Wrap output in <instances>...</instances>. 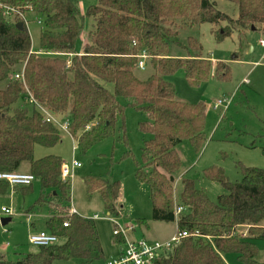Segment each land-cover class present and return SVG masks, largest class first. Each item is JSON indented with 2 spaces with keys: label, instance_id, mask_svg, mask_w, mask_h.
<instances>
[{
  "label": "trees",
  "instance_id": "16d2710c",
  "mask_svg": "<svg viewBox=\"0 0 264 264\" xmlns=\"http://www.w3.org/2000/svg\"><path fill=\"white\" fill-rule=\"evenodd\" d=\"M0 1L24 14L33 13L41 25L39 46L33 48L28 24L20 16L7 17L0 6V84H4L0 87V173L19 171L28 163V172L42 185L37 204H48L52 212L47 229L64 240L40 247L14 264H52L73 258L92 262L104 257L95 222L70 214L71 185L62 176V157L35 158L37 145L53 147L61 141V129L45 121L41 110L27 101V90L56 117L71 119V134L83 152L114 134L127 105L146 113L139 130L148 138L141 161L136 162V178L149 186L152 219L177 221L178 232L184 234L170 256L160 257L155 264H227V253H235L244 264H264L258 260L256 243L264 240V168L239 163L242 178L235 181L219 166L205 168L202 177L221 184L225 192L213 201L195 179L182 178L176 199V176L182 166L176 145L189 140L200 150L206 141L207 113L202 101L178 100L174 84L166 79L183 71L191 86H199L212 68V61L201 54L172 55L173 43L185 47L177 41L179 28L225 23L212 29L218 41L252 26L264 32V0H230L238 7L236 19L219 10L216 0H99L85 14L77 0ZM86 18L91 27L80 53L76 47ZM189 43L201 52L197 39L190 37ZM143 48L150 55L147 66L154 69L147 79L136 73ZM229 71L224 62L215 65L219 78H227ZM18 72L24 73L25 82L14 78ZM85 183L90 194H101L110 214H121L119 180L88 177ZM9 187L0 180V193ZM176 206L184 210L176 214ZM137 222L148 226L144 219ZM242 226L247 228L246 236L239 233ZM116 241L124 238L118 236ZM0 264L10 263L1 259Z\"/></svg>",
  "mask_w": 264,
  "mask_h": 264
},
{
  "label": "rangeland",
  "instance_id": "374dc122",
  "mask_svg": "<svg viewBox=\"0 0 264 264\" xmlns=\"http://www.w3.org/2000/svg\"><path fill=\"white\" fill-rule=\"evenodd\" d=\"M83 14L90 5L99 0H77ZM219 10L236 19L239 15L238 7L230 0H216ZM28 29L32 38L33 48H38L41 25L33 13L25 14ZM225 23L214 26L201 23L179 28L177 41L185 47L171 45L174 57L186 58L190 55L202 57L212 61L209 77L199 86H191L185 78L184 72L179 71L166 79L176 88V98L180 101L206 104V141L200 150H196L189 140H183L176 145L182 159V166L177 173L175 182V196L179 200L181 179L193 178L197 187L204 190L215 201L225 192L221 184L202 177L203 169L219 166L224 169L231 180L242 178L239 163L251 167L264 168V47L259 44L264 39L263 30L247 28L235 30L230 36L218 41L213 28H221ZM91 20L86 18L83 34L88 33ZM198 40L202 46L199 53L197 47L191 46L189 38ZM81 40L76 49L83 46ZM191 48V49H190ZM224 62L230 68L227 78L215 75V65ZM154 71L152 67L146 70L138 69L137 75L147 79ZM1 83L0 87L3 88ZM224 97L232 98L227 109L214 108L215 102ZM26 101V100H25ZM127 104L126 101H124ZM147 118L144 111L126 106L124 115L119 116L116 129L112 136L100 141L83 152L78 138L60 130L61 141L53 147L37 145L35 158L45 155H59L67 164L72 175L64 178L71 185V209L95 222L104 257L100 260L88 262L83 259L55 260L52 264H106L118 256L124 248V243L116 242L113 220L122 226L135 225L129 237L134 241L148 240L167 241L176 235L177 225L171 222H160L152 219L153 205L150 199L149 186L136 178V162L141 161L142 147L148 136L139 130V123ZM125 124V130L122 128ZM126 134V135H125ZM131 151L130 155L126 152ZM80 162V166L73 168V160ZM28 163H24L19 171H28ZM88 177L108 178L110 181L119 180L122 192L119 199L121 214H110L99 192L90 194L85 179ZM42 190L41 181L36 177L28 187L10 186L6 193H0V213L2 207L10 209L11 216H0V260L14 264L24 255L37 252L40 247L30 243L32 233L46 230L47 218L52 214L46 204H36ZM32 208L30 213L28 209ZM101 216L95 218L94 216ZM10 217L11 221L3 225L1 218ZM139 219L149 224L137 225ZM64 240L61 239L60 243ZM260 258L264 260V247Z\"/></svg>",
  "mask_w": 264,
  "mask_h": 264
},
{
  "label": "built area",
  "instance_id": "2783aa9c",
  "mask_svg": "<svg viewBox=\"0 0 264 264\" xmlns=\"http://www.w3.org/2000/svg\"><path fill=\"white\" fill-rule=\"evenodd\" d=\"M0 6L4 7L5 15H7V17L12 18L15 16H20L28 24L25 14L18 9L4 5L1 1ZM259 44L264 47L263 38L259 40ZM137 57L138 68L145 70L147 67V60L150 57L147 49L143 48ZM14 78L25 82V76L23 72L16 73ZM26 99L30 104H35L41 110L45 121L55 124L62 131L67 132L76 139V137L71 134V119L68 117H64L62 119L56 117L50 110L41 106L29 90H27ZM231 100L232 98L229 97L220 98L215 102L214 108L219 109L223 107L227 109L231 103ZM78 166H80V162L74 159L72 167L75 168ZM71 175L72 173L70 167L67 164H64L62 166V176L67 178ZM35 179L36 176L31 172L14 171L0 173V180L8 182L12 186H30L33 184ZM183 210L184 208L182 206H176V214H180ZM2 211L6 215L12 214L10 209L6 207H3ZM71 213H76V210L73 208ZM94 217L99 218L101 216L95 215ZM113 222L116 226L114 229V234L124 238V248H122L118 256L109 260L106 264H155V262L160 257L170 256L171 252L179 244L181 238L184 236V234L178 232L170 240L164 242L155 241L151 243L146 239L142 241H134L129 237V232L134 228L132 225L122 226L115 220H113ZM65 225H67V223H65ZM246 234L247 233H243L242 236H246ZM29 240L34 246L47 247L59 243L60 237L50 231L40 230L32 233L29 237Z\"/></svg>",
  "mask_w": 264,
  "mask_h": 264
},
{
  "label": "crops",
  "instance_id": "0c3cea01",
  "mask_svg": "<svg viewBox=\"0 0 264 264\" xmlns=\"http://www.w3.org/2000/svg\"><path fill=\"white\" fill-rule=\"evenodd\" d=\"M83 41L84 43H83V46L81 47L82 49H83V47H84V44L86 43V40H87V34L84 36V34L82 33L81 34V36H80V38H79V41H78V43L80 42V41ZM78 43H77V45H78ZM82 49L81 50H79V52L81 53L82 52ZM148 68V66L146 67V69ZM145 69V70H146ZM65 164V163H64ZM63 164V165H64ZM25 172H28V171H25ZM177 180H178V177L176 176V183H177ZM10 186H12V185H10ZM176 186V185H175ZM14 187H18V186H14ZM20 187V186H19ZM21 187H24V186H21ZM41 192H42V190H41ZM40 197V196H39ZM176 197V196H175ZM38 200V199H37ZM178 200V199H177ZM36 204H37V201H36ZM45 204V203H44ZM37 205H39V204H37ZM46 205H48V204H46ZM49 206V205H48ZM3 208V207H2ZM74 208V207H73ZM32 208L30 207V209H28V213H30V211H32L31 210ZM75 210H76V208H74ZM76 214H78L77 213V210H76ZM52 215V214H51ZM51 215L47 218V219H49L50 217H51ZM0 216H8V214L6 215L3 211H2V209H1V213H0ZM9 216H11V215H9ZM48 221V220H47ZM47 221H46V223H47ZM155 221V220H154ZM160 222H162V221H160ZM171 223H176V225H177V232H178V224H177V221H174V222H171ZM136 224L137 225H139L138 224V222H136ZM128 225H132L133 227L135 226V225H133V224H128ZM141 226V225H140ZM144 226V225H143ZM147 227H149V224H148V226ZM47 231H49L48 229H46ZM239 233L242 235L243 233H247V228H246V226H242V227H240L239 229ZM130 233V232H129ZM173 237V236H172ZM171 237V238H172ZM131 238V237H130ZM117 239V238H116ZM117 242V241H116ZM123 243H124V241H123ZM256 243H257V246H258V248H259V255H258V260H259V262H264V260H262L261 258H260V255H262L261 254V250H262V248L264 247V240H261V239H258V240H256ZM224 258H225V261H226V263L227 264H244L243 262H241L239 259H238V257H237V255L235 254V253H227V254H225L224 255Z\"/></svg>",
  "mask_w": 264,
  "mask_h": 264
},
{
  "label": "water",
  "instance_id": "95a60500",
  "mask_svg": "<svg viewBox=\"0 0 264 264\" xmlns=\"http://www.w3.org/2000/svg\"><path fill=\"white\" fill-rule=\"evenodd\" d=\"M18 26H19L20 28H22V27H23V24H22V23H19ZM252 29L255 30V27L252 26ZM10 221H11V218H10V217H7V218H1V222H2L3 225L8 224Z\"/></svg>",
  "mask_w": 264,
  "mask_h": 264
}]
</instances>
